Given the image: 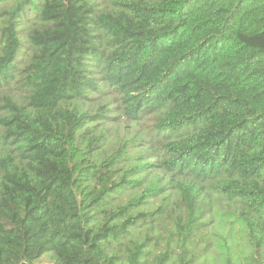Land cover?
Listing matches in <instances>:
<instances>
[{
    "label": "trees",
    "instance_id": "1",
    "mask_svg": "<svg viewBox=\"0 0 264 264\" xmlns=\"http://www.w3.org/2000/svg\"><path fill=\"white\" fill-rule=\"evenodd\" d=\"M5 1L0 264H191L199 183L236 206L238 264H264V0ZM151 171L170 179L139 191ZM165 217L178 259L151 251Z\"/></svg>",
    "mask_w": 264,
    "mask_h": 264
},
{
    "label": "rangeland",
    "instance_id": "2",
    "mask_svg": "<svg viewBox=\"0 0 264 264\" xmlns=\"http://www.w3.org/2000/svg\"><path fill=\"white\" fill-rule=\"evenodd\" d=\"M11 6V2H3L0 5V21L3 19V10H8ZM93 108L97 109L99 105L104 104L106 107L114 110L116 104L114 96L101 95L94 99ZM115 115V111L111 113ZM110 121L105 124L106 132L109 134L110 131H114V135L111 139L110 144L114 146L119 141L129 140L131 147L129 152L131 154H136L139 152L136 146V139L133 137L135 131H129L128 123ZM113 126V127H112ZM105 130V129H104ZM158 183H155L156 180ZM170 179V175L165 173H160L158 171H151L147 174L146 179L142 181V188L152 187L154 184H159L161 181L166 182ZM199 187L198 192L203 203H205L206 211L204 212V218L206 219V228L204 229L203 241L197 245L196 256L193 258L191 264H238L243 262L244 258L250 253L248 248V242L246 237L238 231L241 228L240 221L235 218V205L234 203L227 199L226 196L221 194H216L207 185L203 183L197 184ZM165 196V197H164ZM169 196V197H168ZM162 202H166L169 208L175 207L177 211V195L174 191H170L168 194L161 195L157 197L154 201L155 207L161 205ZM147 210H151V207H144ZM159 227L157 228L158 239L154 244L152 243V252L159 253L165 250H171V256L178 259L181 252L178 243L176 242L174 236L171 235L172 230V220L166 217L159 221ZM233 224L231 234L229 237L225 238V234L230 225ZM228 226V227H227ZM193 253V246L190 251L186 252V259H188V254ZM36 264H53L52 255L46 254Z\"/></svg>",
    "mask_w": 264,
    "mask_h": 264
}]
</instances>
